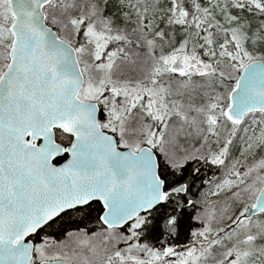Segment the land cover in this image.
Returning a JSON list of instances; mask_svg holds the SVG:
<instances>
[{"label":"snow or ice","instance_id":"1","mask_svg":"<svg viewBox=\"0 0 264 264\" xmlns=\"http://www.w3.org/2000/svg\"><path fill=\"white\" fill-rule=\"evenodd\" d=\"M0 264H264V0H0Z\"/></svg>","mask_w":264,"mask_h":264}]
</instances>
